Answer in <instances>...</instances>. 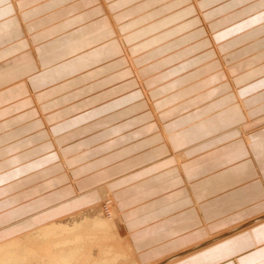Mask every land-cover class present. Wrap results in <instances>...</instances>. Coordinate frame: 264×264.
I'll return each mask as SVG.
<instances>
[{"label":"crops","instance_id":"1","mask_svg":"<svg viewBox=\"0 0 264 264\" xmlns=\"http://www.w3.org/2000/svg\"><path fill=\"white\" fill-rule=\"evenodd\" d=\"M119 1L0 0V228L106 184L139 264H264V133L228 138L236 97L264 114V0ZM156 110L194 122L179 166Z\"/></svg>","mask_w":264,"mask_h":264},{"label":"rangeland","instance_id":"2","mask_svg":"<svg viewBox=\"0 0 264 264\" xmlns=\"http://www.w3.org/2000/svg\"><path fill=\"white\" fill-rule=\"evenodd\" d=\"M108 1L109 0H106V4H105L107 16H109L111 19H115L116 15L118 14L117 12L113 13V11L117 7L116 2L115 3H110V2L108 3ZM129 1H132V0H128V2ZM151 1L152 0L142 2L141 3L142 6H140L139 8L142 9V8L147 7L148 5L156 3V0H154L153 2H151ZM126 2H127V0H120L118 5L126 3ZM170 8L171 7H169V9ZM125 14L126 15H124V16H128V15L132 14V12L131 13H125ZM142 20H144V19H139V20H137V22H141ZM118 39L123 42V35L121 34L120 36H118ZM126 57H128V56H126ZM207 93L212 95L211 92H207ZM207 93L205 94L206 97L209 96V98H211V96L207 95ZM209 98H207V99H209ZM222 112H223L222 110H218V109L214 110L213 109L212 112H207L206 114L204 113L205 115H201L202 117L200 116L199 117L200 119L197 120V122L204 123L207 121V119L209 117L213 118L212 121L215 122V120H217V119H214V118L217 116H220V114H222ZM165 115H166V113H161L160 111H157V110L154 113L155 119L160 124L159 125V128H160L159 133H160L161 138L164 141L163 144L166 148L169 149L168 158H170L172 155H177L179 158L180 157L185 158L186 151L190 150V148H185V147L180 148V147H178V145L180 143H177V142L173 143V141H176L175 139H176V135H178L177 133L178 132L180 133V131H182L181 130L182 128H183V131H185L184 130L185 128L184 127H178L177 130L175 128L173 131L164 130L165 129L164 126L166 124H163L159 120L161 119L162 116H165ZM212 115H213V117H212ZM254 117L255 116H253V117L249 116V118L244 119V121L241 124H239L237 126H233V128H232L233 130L236 129L235 130L236 136H237L236 138L241 140L244 144H246V141H244L246 139V137L252 136L251 131L253 129L259 128L261 130V132L264 133V126H259V125H256V123H255L256 122L255 120L261 119L263 117H261V118H259V117L254 118ZM193 123H191V126H193ZM215 124L217 125V122H215ZM242 128H244V129H242ZM237 130L239 131V133ZM222 132H225V130H222ZM217 135H219V133ZM214 136L215 135H212L211 137H209L207 139H210ZM170 137L173 139L172 142H171L172 139ZM243 138H245V139H243ZM199 144H200V142L194 144V146L195 145L199 146ZM196 147H193V149ZM201 148L203 149V146ZM95 191L98 195V199L91 201L87 204H84L82 206H74L70 210L69 209L65 210L64 207H61V208L57 209V210L60 209V211H58V212H56V210L52 209V210H49L47 212H43L39 215L36 214L33 217L19 221L15 224H11L9 226L0 228V246L9 243L10 238H12V239L14 238V239L18 240V245H16V246L14 245L12 247L9 246L8 248H10L11 250L13 248L14 249H16V248L21 249L19 251V253L25 254L28 251L25 249V246H24V244H26V243H23V242H25L27 240L28 236H31L30 239H33L30 241V243L32 245L33 244L32 242L37 241L38 238L40 237L41 231L43 229H46V227L51 226L49 223L57 221V222L62 223V225H64V227H67L69 229L68 234L71 231H75V230L76 231L79 230L82 232L83 229H90L88 235H91V234L95 235V237H88L87 241L89 243L85 248V252H84L85 255L79 256L80 260H78V262L81 261V262H79L80 264H82V263L83 264H101V263H107V264H139L137 262V260L135 259L133 252H131L132 249L131 248H130L131 250L129 249L130 244L126 238L125 232L122 234L119 230H111L109 228V230L112 233H110L108 235V234L103 233L104 229L102 228V226L90 224V223H93L92 221H94L96 218H100V219H102V221H105V223H107L106 226H108V225L112 226V224L115 222V219L117 217V214H115L116 211H115V207L113 204V200L111 198V194H110L109 190L107 189V185L106 184L98 185L96 188H94V192ZM78 194L79 193H77L76 195H78ZM74 223H79V224H74ZM105 223H104V225H105ZM253 228H255V226ZM246 231H247V229H246ZM248 231H249V229H248ZM107 232H109V231H107ZM100 234H102V235H100ZM13 241H11V243ZM41 246H43V245H41ZM69 248L70 247H68L65 250H69ZM65 250H63V251H65ZM50 252L51 251H49L48 255L46 254L47 258L49 256V254H52L53 251L51 253ZM75 253L81 254L82 252L79 250L78 252L75 251ZM29 254L31 255V253H29ZM115 255H119V258H118V262L114 263L111 260L113 257H115ZM172 257H174V256H172ZM52 258L54 260L53 263H56L57 257L52 256ZM76 259H78V257H76ZM40 260H41V258H40ZM163 261H161V262L158 261V263L163 264ZM173 261L175 263H177L175 261V259L170 258V259H166L164 264H173L174 263ZM46 262H47V259L43 258L40 262H37V264H43V263L46 264ZM78 262H77V264H79ZM71 264H73V262Z\"/></svg>","mask_w":264,"mask_h":264},{"label":"bare ground","instance_id":"3","mask_svg":"<svg viewBox=\"0 0 264 264\" xmlns=\"http://www.w3.org/2000/svg\"><path fill=\"white\" fill-rule=\"evenodd\" d=\"M110 34V33H109ZM263 78V77H262ZM212 95H213V92H211ZM207 95H210L211 94H208ZM206 97V96H205ZM209 98L206 97L205 99ZM257 99V98H256ZM251 102V101H250ZM235 104L239 107V109L242 111V114L243 116L245 117V119L249 118V116H252L255 115L251 112V110L253 109L252 108H249L252 106V104H248V102H244L243 100H241L240 98L236 97L235 99ZM228 108V107H227ZM227 108H225V110H228ZM257 108V107H256ZM258 109V108H257ZM212 112V111H211ZM218 112V111H217ZM216 112V113H217ZM207 113V112H206ZM205 113V114H206ZM215 113V112H214ZM203 114V115H205ZM221 115V114H220ZM202 117V116H201ZM205 117V116H204ZM213 117V115H212ZM256 117H263L261 119H257L255 120L256 122V125H259V126H264V114H261L259 116H255L254 118ZM202 119V118H201ZM204 119V118H203ZM206 120V119H205ZM251 120V119H250ZM253 120V119H252ZM215 122H217V120H215ZM247 122V121H246ZM251 122V121H250ZM199 123V122H198ZM253 123V122H252ZM254 123V124H255ZM201 124V123H200ZM246 124V123H245ZM244 124V125H245ZM164 126V125H163ZM184 128L189 131L190 130V127L191 124L187 125L184 124L183 125ZM182 126V127H183ZM244 127V126H243ZM164 128V127H163ZM244 129V128H242ZM166 130V129H164ZM177 130V129H176ZM236 129H234L232 132L233 134L228 136V138H236ZM167 131V130H166ZM171 131V130H170ZM238 131V130H237ZM181 132V131H180ZM168 133V132H167ZM177 133V132H176ZM219 133V135L222 132V130L212 134V135H215L214 137L210 138V139H206L204 141L207 142L208 141V146L209 147H214L216 144H217V141L216 139L218 140V136L217 135ZM239 133V131H238ZM245 133V132H244ZM178 134V133H177ZM180 134V133H179ZM178 134V135H179ZM212 135H210L209 137H211ZM174 136V135H173ZM171 138V137H170ZM169 138V139H170ZM168 139V138H167ZM172 139V138H171ZM245 139V138H243ZM176 140V139H175ZM173 141V139L171 140V142ZM246 141V144H253L254 143V140H253V137L252 136H247L246 139L244 140ZM176 142V141H173V143ZM203 144V143H201ZM201 144L198 145H195L194 147L196 148H200V150H202V146H200ZM211 144V145H209ZM172 145V144H171ZM207 145V144H206ZM187 148V147H185ZM204 148H207L206 146H203V149ZM263 148V147H262ZM195 149V148H194ZM251 149V148H250ZM197 151V150H196ZM168 161L170 162V164L172 165H177L179 166L181 163H183L184 161V158H179L177 155H172L170 158H167ZM166 159V160H167ZM117 214V213H115ZM93 223H90L91 225H99V226H102V228L104 229L103 230V233L105 234H110L112 233L109 228L111 230H119L122 234L124 233V230L122 228V224L120 223L119 221V217L117 215L116 219H115V222L112 224V226H106L107 223H105V221H102V219L100 218H96L94 221H92ZM105 223V225H104ZM51 226L50 227H46V229H43L41 231V234H40V237L38 238L37 241H34L32 242L33 244L31 245L30 241L33 240V239H30L31 236H28L27 240L23 243H26L24 244L25 246V249L28 251L26 252L25 254H21L19 253V251L21 249H10L8 248L9 246L12 247V246H16L18 245V240L17 239H12L10 238L9 239V243L7 244H4L2 246H0V264H37V262H40L43 258H46L47 259V262L46 264H71L73 262V264H77L78 260H80L79 256H84V252H85V248L86 246L88 245V237H95L94 234H91V235H88L89 233V230L90 229H83V231H79V230H75V231H71L69 234V229L67 227H64V225H62V223L60 222H52V223H49ZM48 224V225H49ZM74 224H79V223H74ZM256 226V225H255ZM108 228V229H107ZM250 230V229H249ZM109 231V232H107ZM248 231V229H247ZM68 234V235H67ZM86 235V236H85ZM102 235V234H100ZM34 238V237H33ZM14 240V241H13ZM11 241H13L11 243ZM77 242V243H76ZM91 242V241H90ZM21 243V242H20ZM43 246H41V245ZM19 247V246H18ZM41 249H40V248ZM68 247L69 250H65L67 249ZM131 247L129 246V249ZM65 250V251H63ZM81 251L82 253L81 254H76V252L78 251ZM131 250V249H130ZM49 251H53L52 254H49L48 258H47V255L49 253ZM50 252V253H51ZM114 252V251H113ZM133 252V251H131ZM31 253V255L29 254ZM75 253V254H74ZM103 253V252H102ZM47 254V255H46ZM92 254V253H91ZM107 254V253H106ZM52 256H55L57 257L56 258V263H53L54 260L52 258ZM122 256V255H121ZM120 256V257H121ZM181 255H178V256H175L174 259L175 261H179L182 257H180ZM186 256V255H185ZM76 257H78V259H76ZM180 257V258H179ZM41 258V260H40ZM118 258H119V255H115V257L112 258L111 261H113L114 263L115 262H118ZM53 260V261H52ZM81 262V261H79ZM78 262V263H79ZM174 262V261H173ZM45 263V262H44ZM43 263V264H44ZM80 264V263H79ZM83 264V263H82ZM101 264H107V263H101Z\"/></svg>","mask_w":264,"mask_h":264}]
</instances>
